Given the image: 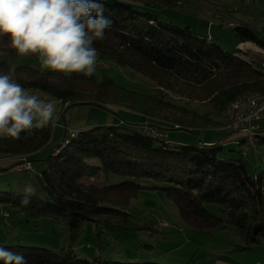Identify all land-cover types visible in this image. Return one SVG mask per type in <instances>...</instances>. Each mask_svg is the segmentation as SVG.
Segmentation results:
<instances>
[{"label": "trees", "instance_id": "16d2710c", "mask_svg": "<svg viewBox=\"0 0 264 264\" xmlns=\"http://www.w3.org/2000/svg\"><path fill=\"white\" fill-rule=\"evenodd\" d=\"M180 1L151 0L163 6L178 5ZM103 2L104 15L112 24L105 39L93 45L98 57L151 78L159 86L156 93L127 91L106 77L98 83L94 75L40 71L23 64L11 67L4 60L0 61V75L11 72L22 88L39 90L59 100L63 110L77 104L110 110L108 102L116 101L119 106L151 117L157 137L151 138L143 134L142 128L131 125L104 124L66 132L53 143L51 122L43 129L22 132L20 139L0 138V156H4L0 159L8 158L7 161H15L22 154L31 160L32 154L52 147L42 159L45 168L38 178L45 198L35 195L25 207L20 204L22 193L14 194L10 206L26 220L48 216L63 222L73 240L86 221L129 228L131 220L125 206L145 187L143 182L150 180L153 188L165 191L188 225L211 228L224 221L238 230L246 247L264 243V169L255 165L249 173L242 160L222 157V141L170 144L164 140V130L203 131L221 122L207 113L199 114L163 100L161 92L172 89L184 97L207 101L217 114L224 116L227 104L238 95L264 94L261 61H247L225 51L189 26L160 20L154 12L134 7L130 0ZM235 31L239 42H252L264 51V40L250 25L240 24ZM0 51L11 58L19 55L9 47L6 34L0 35ZM109 90L137 100L136 107L130 106L129 100L114 99L118 97L110 95ZM260 119L262 116L254 121ZM255 124L256 134H264V127ZM261 142L264 137L259 139ZM15 165L14 162L6 169ZM210 204L216 206L218 213L208 209ZM0 246L22 254L27 264H156L109 261L100 256L83 260L71 246L58 250L17 243L0 242Z\"/></svg>", "mask_w": 264, "mask_h": 264}, {"label": "rangeland", "instance_id": "374dc122", "mask_svg": "<svg viewBox=\"0 0 264 264\" xmlns=\"http://www.w3.org/2000/svg\"><path fill=\"white\" fill-rule=\"evenodd\" d=\"M235 2L239 3L240 6L236 7V4H233ZM130 3L134 7L146 8L154 12L160 20L170 21L179 26H189L193 32L207 37L209 41L217 43L225 51L234 53L247 61L258 58L262 62L264 59V51L261 47L248 41L239 42L235 31L236 26L248 24L264 40V0H259L258 5L252 3L245 5L242 4V0H181L178 5L172 6L159 5L151 2V0H130ZM254 17L258 18L260 26L255 25ZM1 60L11 63V67L23 64L40 71L48 70V68L41 67L38 55H17L11 58L7 53L0 51ZM253 65L256 66L255 63ZM95 69L93 75L98 83L106 77L127 91L147 95L154 94L159 89L157 82L151 78L127 66H116L108 59H100L98 55ZM171 90L161 89V92H164L163 100L170 101L184 109L196 111L199 114L207 113L210 118L220 122H223L225 118L223 125H219L227 133L220 140L222 141L220 152L222 157L242 160L246 163L249 173H252L255 165L258 166L259 170L264 169V143L259 145L260 136L256 134L257 129L255 132L246 134L245 131L248 129L238 122L232 124L233 127H229L227 118L222 114H217L207 101L187 98L177 91ZM36 92L41 91L36 90ZM249 93L250 95L256 94V92L243 93L230 102ZM109 94L118 97L114 99L129 100L130 106H133L137 101L130 97L125 98L124 95L112 90H109ZM115 102H108L107 105L108 108L114 109L100 108L99 110L107 115L111 114L112 118L114 116L116 120L125 124L123 126L131 125L142 128L145 125L147 129L154 128L153 124H150L151 117L143 115L146 117V121L139 124L138 121L143 118L142 114L125 108L123 105L119 106L117 105L119 103ZM74 106L76 105L71 107H82ZM134 106L136 107V105ZM261 114L262 119L253 121V123H259L264 127V111ZM236 115L234 116L237 118ZM96 118L97 116L91 115L89 121ZM101 119L104 120V117ZM156 120L157 118H154V121ZM60 121H63V117L60 118ZM133 123H138L139 127ZM104 124L103 121V124L96 125ZM168 131L175 137L190 143L188 139L191 141L199 139L198 136L202 129L195 131L171 129ZM147 136L154 138L149 134ZM240 138L243 141L239 140ZM180 139L164 138L170 144L184 143ZM51 148L47 147L32 154L33 170H24L17 165L6 169L10 164L14 162L18 164L20 161H7L8 158L0 159V234L4 235L3 238H0L1 243H17L52 250L71 246L75 255L83 260H92L100 256L104 260L131 263L264 264V243L250 244L246 247L238 230L227 225L224 221L223 224L211 228L188 225L181 219L177 207L165 191L153 188L154 183L150 180L143 182L145 187L141 188L125 206L131 220V224L128 225L129 228L111 224L95 225L91 221H86L81 225L77 237L72 240L68 227L52 217L44 216L36 221L26 220L16 208L10 206V199L14 194L23 193L26 184H32L37 190L36 195L45 198L44 190L38 178L45 168L42 159L49 155ZM9 193L13 194L10 195ZM207 207L210 211L218 213L214 204ZM4 213L8 216L5 217Z\"/></svg>", "mask_w": 264, "mask_h": 264}, {"label": "clouds", "instance_id": "9594fccd", "mask_svg": "<svg viewBox=\"0 0 264 264\" xmlns=\"http://www.w3.org/2000/svg\"><path fill=\"white\" fill-rule=\"evenodd\" d=\"M103 0H0V35L19 55L38 54L42 68L65 74L95 72V41L104 40L111 20ZM53 102L26 94L14 75H0V138L43 129L53 120ZM36 188L26 184L20 204L28 206ZM3 264H27L22 254L0 246Z\"/></svg>", "mask_w": 264, "mask_h": 264}, {"label": "crops", "instance_id": "0c3cea01", "mask_svg": "<svg viewBox=\"0 0 264 264\" xmlns=\"http://www.w3.org/2000/svg\"><path fill=\"white\" fill-rule=\"evenodd\" d=\"M251 3L258 5L259 0H242V4L248 5ZM233 4H236V7L238 5L240 6V4L237 2H235ZM253 20L255 21L254 22L255 25L260 26L257 17H254ZM23 89L25 90L26 94H28V95H35L40 100H44L45 102L51 101L54 103L55 110H54V117L52 120V136H51V140L53 143L54 142L56 143L57 141L61 140L66 132L72 133L74 131L85 129L87 127L94 126L96 124H103V121L107 125H111V123H113V125H125V124H122L120 121L116 120V118L114 116L112 118L111 114L107 115L102 110H99L100 108H97V107L95 108V106H92L89 104L88 105L82 104V105H76V106H82V107H78V108L71 107L67 110H65V109L63 110V108H62L63 106L59 100L45 96L43 93L36 92V90H33V89H26V88H23ZM76 106H74V107H76ZM91 107H93V108H91ZM110 109L112 110L114 108H110ZM91 115H95V116H97V118L89 121V117ZM61 117H63V121H60ZM103 117H104V120L101 119ZM145 119H146V117L143 116V118H141L140 121H138L139 124L146 121ZM224 121H225V118H224ZM224 121L221 122V124L224 123ZM129 124H131V123H129ZM133 124L138 125V123H133ZM126 126H130V125H126ZM138 127H139V125H138ZM164 131L166 132V136L168 139L169 138L180 139V138L175 137L170 131H168V130H164ZM226 135H227V133L224 130H222L220 128V126L214 127V128H210V129L202 131L201 134L199 135V139H197V141L203 142L205 144H210V143L220 141ZM260 136L264 137V134H261ZM261 137L259 139H261ZM228 138H230V136H228ZM180 140H182V142H184V143L188 142L184 139H180ZM188 140L190 143H196L197 142L195 140H192V141L190 139H188ZM3 237H4V235L0 234V238H3Z\"/></svg>", "mask_w": 264, "mask_h": 264}, {"label": "built area", "instance_id": "2783aa9c", "mask_svg": "<svg viewBox=\"0 0 264 264\" xmlns=\"http://www.w3.org/2000/svg\"><path fill=\"white\" fill-rule=\"evenodd\" d=\"M262 67H264V59L261 62ZM247 93V92H246ZM264 111V94H244L237 98L236 100L227 104L226 108L223 111L224 116L227 118V124L229 127H233L232 124L235 122L244 125L248 131H245L246 134L248 132H255L257 125L253 123L254 120L261 118L262 112ZM237 114V115H236ZM236 115L237 118L234 116ZM143 134L148 133L151 136L157 137L158 132L155 128L147 129L144 125L142 127ZM147 134V135H148ZM20 163L17 166L21 167L24 170H33L34 167L31 163V160L27 158L26 155H19L16 158ZM5 217L8 214H3Z\"/></svg>", "mask_w": 264, "mask_h": 264}]
</instances>
